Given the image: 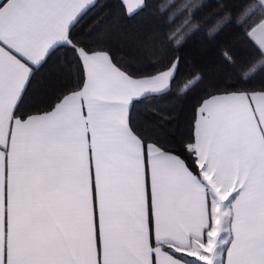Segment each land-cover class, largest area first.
<instances>
[{
  "label": "snow or ice",
  "instance_id": "snow-or-ice-1",
  "mask_svg": "<svg viewBox=\"0 0 264 264\" xmlns=\"http://www.w3.org/2000/svg\"><path fill=\"white\" fill-rule=\"evenodd\" d=\"M0 264H264V0H0Z\"/></svg>",
  "mask_w": 264,
  "mask_h": 264
},
{
  "label": "trees",
  "instance_id": "trees-1",
  "mask_svg": "<svg viewBox=\"0 0 264 264\" xmlns=\"http://www.w3.org/2000/svg\"><path fill=\"white\" fill-rule=\"evenodd\" d=\"M109 2H111V0H109ZM194 2L206 4L209 3L210 0H194ZM101 32H103V29H101ZM129 55H131V53L128 50H122L120 59L122 62L131 64L134 70L151 71L152 65L158 62L155 57L145 55L140 63H136L129 59ZM247 71L251 72V69ZM257 71H259L258 68ZM195 75H199V66L194 64L192 59L189 58L177 77V84L180 85V87L177 88L175 85L173 86L172 92H170L167 97L162 98V102L158 105L159 109L163 111H174L175 113L182 112L185 116H190L196 98L202 94V89L205 87V85H201L195 91L185 94L186 87L191 84L192 78ZM228 82L231 83L232 81L229 80ZM151 103H153L151 100L145 102V104ZM139 110L143 113L145 111V106H139Z\"/></svg>",
  "mask_w": 264,
  "mask_h": 264
},
{
  "label": "crops",
  "instance_id": "crops-1",
  "mask_svg": "<svg viewBox=\"0 0 264 264\" xmlns=\"http://www.w3.org/2000/svg\"><path fill=\"white\" fill-rule=\"evenodd\" d=\"M140 3L141 0H124V4L129 13L135 12L138 9Z\"/></svg>",
  "mask_w": 264,
  "mask_h": 264
}]
</instances>
